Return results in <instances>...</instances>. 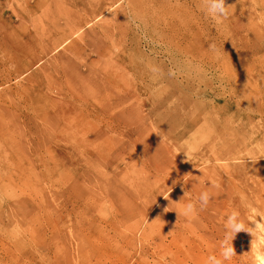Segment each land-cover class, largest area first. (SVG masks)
Returning a JSON list of instances; mask_svg holds the SVG:
<instances>
[{
  "label": "rangeland",
  "instance_id": "rangeland-1",
  "mask_svg": "<svg viewBox=\"0 0 264 264\" xmlns=\"http://www.w3.org/2000/svg\"><path fill=\"white\" fill-rule=\"evenodd\" d=\"M32 1L0 0V154L24 169L0 170V264H206L232 211L264 225V0H226L219 22L201 0H117L94 34L26 67ZM85 1L43 0L63 18ZM79 96L102 105L88 116ZM51 108L48 136L36 112ZM205 190L208 206L178 217ZM252 239L237 233L225 264H258Z\"/></svg>",
  "mask_w": 264,
  "mask_h": 264
},
{
  "label": "bare ground",
  "instance_id": "bare-ground-1",
  "mask_svg": "<svg viewBox=\"0 0 264 264\" xmlns=\"http://www.w3.org/2000/svg\"><path fill=\"white\" fill-rule=\"evenodd\" d=\"M116 1L117 0H95V1L87 0L85 2L78 4L77 6H75L76 4L74 3V6L76 7V11L74 12V15L72 16V18H63L61 14L58 17L50 15L47 11V9L49 8V5H47L46 2H43V0H33L32 9L35 10L36 12L42 11V14L36 19V21L31 22L32 29L31 28L27 29L25 34L22 35V37L29 39L28 44L31 47L30 48L31 52L29 54V57H27V60L24 59L25 61L23 60L22 64H25L26 67L31 65L32 62L28 61V58L32 60L40 58L38 60V62L40 63L46 54H49L50 51L59 50V48L62 45L64 44L66 45L69 41H71V39L77 33H79L85 26L88 27V30L82 33L81 36H78V37L77 35L75 36L76 38L73 40V44H76L77 46L80 40H82L84 37L94 34L95 29L91 27L92 20L97 19L99 16H101L103 12L105 11L106 7L113 6V4L116 3ZM79 7H81V9ZM16 18L19 20V22L21 21L20 19H22L21 17H17V16ZM100 27H103V26H100ZM34 40H37V41L34 42ZM46 40H48L47 43H45ZM85 48L86 46H83V48L79 46V51L85 50ZM61 56L67 57L68 53L61 52L59 53L57 57H61ZM87 56L88 55L85 54V59L87 58ZM25 57L26 55L24 56V58ZM0 59H4V58L0 56ZM117 60L121 61V60H124V58L123 56L119 55ZM2 65L3 66L6 65V62L4 60L2 61ZM9 70L10 69L5 70V71H8L6 72L7 74H9ZM43 70L45 74L50 75V69L43 67ZM102 71L104 72L106 76H109L106 70L102 69ZM45 78H46L45 81H38L37 79L33 80L34 82H36V84L34 83L35 84L34 87L39 89L40 87H38L37 84L41 83L42 88H47L48 90L53 89V84H55L56 82L55 81L50 82V79H49L50 76L45 77ZM27 83L33 84L32 79H29ZM66 83L69 87H72L71 86L72 83H68V82ZM119 85H120V81H118L117 87ZM79 97L80 99H82V101H80V103L82 104V108L84 109L86 115L88 114V116L92 114L89 111L96 110V107H100L102 105V103L100 104L96 100L88 102L87 101L88 98L83 97V96H79ZM111 100L113 101L108 102L107 104H103V105H106L112 108H119L123 106V101L120 96H117ZM114 100H117V102H115ZM96 103H99V104H96ZM132 109L135 111L137 107L132 105ZM52 110L53 108H51L49 115L48 113H46L47 110L45 113L42 112L41 109L37 110L36 112L37 118L41 120L40 123L41 124L47 123V128L46 129L44 128V131H45L44 133L47 134L48 136H50V134L47 130L49 128H52L54 125L53 121L50 120L51 119L50 114ZM110 121L113 125L117 127L122 126V124L126 122V120L122 117L121 114L115 115ZM41 129L43 130V128ZM24 143H25L24 141H21V144H24ZM6 144L7 146L12 147L8 143ZM8 155H11V151L9 148L5 150L4 156L3 154H0V170L4 174H11V176L12 175L14 176L15 174H24V169H22V166L17 165L18 159L17 160L12 159V163H11L10 162L11 156H8ZM23 165H25L26 169L31 173H34L35 169L39 166L38 164H35L31 158L24 160ZM16 182H17L16 178L15 179L9 178L7 182L1 181V185L10 186ZM258 264H261V261L258 260Z\"/></svg>",
  "mask_w": 264,
  "mask_h": 264
},
{
  "label": "clouds",
  "instance_id": "clouds-1",
  "mask_svg": "<svg viewBox=\"0 0 264 264\" xmlns=\"http://www.w3.org/2000/svg\"><path fill=\"white\" fill-rule=\"evenodd\" d=\"M201 5L205 14L217 22L229 16V8L226 4V0H201ZM210 199L211 193L207 190L202 191L196 201L188 202L182 209L177 211L178 217L182 215L186 219L195 218L198 215V208L199 210L205 209ZM165 211H167V209H165ZM223 227L224 236L219 244V255H210L207 258L206 264H225L226 261L232 260L233 257L236 256L232 242L236 234L241 231L251 234L253 237L251 247L255 248L257 259L261 261V264H264V253H261V246H264V239L260 237V233H264V225L250 227L245 223L244 219L241 218L240 213L234 210L227 215Z\"/></svg>",
  "mask_w": 264,
  "mask_h": 264
}]
</instances>
